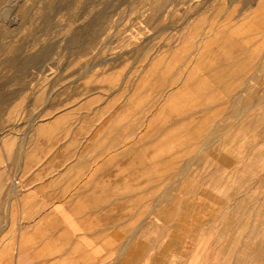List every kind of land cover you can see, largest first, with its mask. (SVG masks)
Instances as JSON below:
<instances>
[{
    "label": "rangeland",
    "instance_id": "obj_1",
    "mask_svg": "<svg viewBox=\"0 0 264 264\" xmlns=\"http://www.w3.org/2000/svg\"><path fill=\"white\" fill-rule=\"evenodd\" d=\"M0 264H264V0H0Z\"/></svg>",
    "mask_w": 264,
    "mask_h": 264
}]
</instances>
